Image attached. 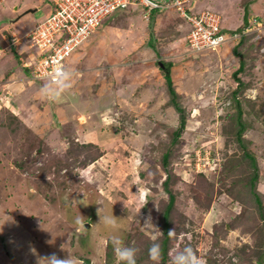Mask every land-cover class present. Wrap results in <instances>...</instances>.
I'll return each mask as SVG.
<instances>
[{"label":"rangeland","instance_id":"rangeland-1","mask_svg":"<svg viewBox=\"0 0 264 264\" xmlns=\"http://www.w3.org/2000/svg\"><path fill=\"white\" fill-rule=\"evenodd\" d=\"M25 1L0 0V25L9 24L0 27V264H47L53 253L76 264H116L113 235L138 249L137 264H153V242L159 264H172L187 245L206 264H264V0L235 47L200 53L191 51L175 8L114 12L65 60L73 76L59 102L42 95L49 81L33 75L28 40L51 1ZM226 2L185 5L237 21L251 0L236 12ZM160 61L173 66L174 102L186 116L176 138L179 112ZM163 152L167 169L157 160ZM166 220L173 237L163 231Z\"/></svg>","mask_w":264,"mask_h":264},{"label":"built area","instance_id":"built-area-1","mask_svg":"<svg viewBox=\"0 0 264 264\" xmlns=\"http://www.w3.org/2000/svg\"><path fill=\"white\" fill-rule=\"evenodd\" d=\"M51 13L36 23L29 32L30 47L34 48V76L49 81L57 68H64L69 54L78 49L102 25V21L118 9H144L148 14L175 8L190 25L187 41L192 52L216 50L225 43H237L251 31L248 23L238 29H225L220 15L203 9L190 11L187 0H50ZM144 11V12H145ZM259 21L256 26L260 27Z\"/></svg>","mask_w":264,"mask_h":264},{"label":"clouds","instance_id":"clouds-1","mask_svg":"<svg viewBox=\"0 0 264 264\" xmlns=\"http://www.w3.org/2000/svg\"><path fill=\"white\" fill-rule=\"evenodd\" d=\"M72 76L73 72L71 70L57 68L54 73V78L41 89L42 95L51 101L59 102L63 98V93L71 88ZM76 223L80 224L82 220L77 218ZM104 223L109 226H115L116 221L114 218L104 217ZM168 235L169 237H173L175 230H169ZM108 242L112 245L116 264H137L138 249L135 246L125 245L124 241L116 235L111 236ZM148 256L153 261V264H159L161 250L157 242H153L148 248ZM43 259L47 264H76V261L70 255L61 259L53 253ZM172 264H206V262L197 255L196 251L190 245H187L175 253L172 257Z\"/></svg>","mask_w":264,"mask_h":264},{"label":"trees","instance_id":"trees-1","mask_svg":"<svg viewBox=\"0 0 264 264\" xmlns=\"http://www.w3.org/2000/svg\"><path fill=\"white\" fill-rule=\"evenodd\" d=\"M120 10H124L125 11V9H118V10H116L115 11V13L117 12H119ZM126 10H129V9H126ZM166 10H159L158 12H165ZM246 11H247V7H246ZM178 13V12H177ZM179 16V15H178ZM179 17H181V16H179ZM182 18V17H181ZM244 25H246L247 23H250V24H252V22H250V21H247L246 20V17H245V19H244ZM242 29V27L240 28V29H238V30H241ZM238 44V43H237ZM236 44V45H237ZM12 48H13V46H12ZM14 49V48H13ZM14 51V53H16L17 54V52H15V50H13ZM18 55V54H17ZM166 63H164L163 61L161 62H159L158 63V67L161 69V71H163V79L165 80V83H166V85H167V88H168V91H169V93H170V95H171V98H172V101H173V104L175 105V108L178 110V112H179V118H180V122H179V125H178V127H177V129L175 130V138L177 137V136H179L180 135V133L181 132H183L184 131V129H185V124H186V116H185V114H184V112H182V108L177 104V103H175L176 101V97L178 96V93L176 92V90H175V88H174V86H173V80H172V78H171V75H170V67H171V63L170 62H168L167 64H168V66L167 65H165ZM241 71H243V63H242V60H241V64L239 65V67L237 68V70H235V79H236V81H237V88L236 89H234L233 90V92H232V94H233V96L234 97H236L237 96V94L239 93V89H240V87H241V85H242V81H241V79L240 78H238V74L241 72ZM175 101V102H174ZM238 117H240V114H238ZM157 160L160 162L159 164L161 165V166H163L165 169H167L166 168V165L169 163V161H170V158H169V155H167V152H163L162 153V155L161 156H158L157 157ZM253 160V159H252ZM254 164V163H253ZM254 166V165H253ZM255 169H257V167H256V165H255ZM253 177H256V173H254L253 174ZM168 182H170V174H168L167 173V175H166V177H165V179L163 180V182H162V184L164 185V188L165 187H167V186H165V185H167L168 184ZM166 189V188H165ZM258 193V192H257ZM174 194L170 191V193H168V201H167V203H166V208H165V210H164V217L166 218L167 216H168V211H169V209L171 208V206H172V204L174 203ZM256 199L257 200H259V198L256 196ZM166 225H168V222H167V220L165 221V225L163 226V231H164V233L165 234H168V230H167V226ZM165 253V252H164ZM109 254L107 253V255L106 256H108Z\"/></svg>","mask_w":264,"mask_h":264},{"label":"crops","instance_id":"crops-1","mask_svg":"<svg viewBox=\"0 0 264 264\" xmlns=\"http://www.w3.org/2000/svg\"><path fill=\"white\" fill-rule=\"evenodd\" d=\"M25 1V0H24ZM33 1V0H32ZM32 1L30 0V1H28V0H26L25 1V3H23L22 4V6L23 7H28L29 5H31V3H32ZM245 1L246 0H241L240 1V3L238 4L237 2L234 4L233 2L234 1H232V0H228V2H226V10L227 9H233L235 12L237 11V8H238V5L240 6V7H242L243 6V4H245ZM259 1L258 0H251V2H248V6H247V11H245V12H242V11H240L239 12V9H238V11H237V13H236V15H238V20L237 21H235L233 18H235L236 16H229L227 19L225 18H223V16H222V14L223 13H219L220 14V17H221V24H222V26H223V28H228V29H240L241 27H242V25H244V21L241 19V18H243V16L244 15H246L247 17H246V20L247 21H250V22H252L251 20H250V17H252V15H254V13L256 12L255 11V9H254V7L257 5V3H258ZM195 6H196V4H195ZM39 7L40 6H38V9H39ZM43 7V6H42ZM18 8V11H21V7H20V5L17 7ZM198 7L196 6V9H197ZM37 9V10H38ZM169 9H173V8H169ZM130 10V9H129ZM203 10V9H202ZM25 12V11H24ZM33 12V11H32ZM35 12V11H34ZM120 12V11H119ZM168 11H166V12H158V11H153V13H160V14H162V13H167ZM28 13V12H27ZM194 13V12H193ZM196 13V12H195ZM198 13V12H197ZM246 13V14H245ZM179 14V13H178ZM23 15H25V14H23ZM22 15V16H23ZM18 16V15H17ZM21 16V17H22ZM178 16V15H177ZM21 17H19V18H15L14 20H12V19H10L9 20V22H10V24H15ZM245 17V16H244ZM185 21V20H184ZM186 22V21H185ZM187 23V22H186ZM248 24V23H247ZM187 25H188V28L190 27V25L187 23ZM252 25V24H251ZM8 27L9 26V24H1L0 25V27ZM149 25L147 24V27H148ZM101 28V27H100ZM99 28V29H100ZM32 29V28H31ZM31 29H30V31H31ZM98 29V30H99ZM98 30L96 31V32H98ZM189 30V29H188ZM29 30H26V31H24L23 32V34H26L27 32H28ZM14 32V31H13ZM12 32V35H16V34H19V33H16V32H14L13 33ZM94 33V34H92L91 36L93 37V35H97V33ZM21 33V32H20ZM29 33V32H28ZM27 33V34H28ZM149 34V39L151 38V34H152V36H154L155 34H157V32L154 30V28H152V30L150 29V32L148 33ZM91 38V37H90ZM95 39V38H94ZM138 40H140V39H138ZM87 41H89V40H87ZM86 41V42H87ZM86 42H84V43H86ZM232 43V42H231ZM231 43H225V44H223L222 46H221V49H222V47L224 48H226L227 46H231L232 47V45H234V47L236 46L235 45V43H232V45H231ZM14 44V43H13ZM83 45V44H82ZM81 45V46H82ZM69 59V58H68ZM67 59V60H68ZM237 62V64H238V67H239V65L241 64V61L239 60V61H236ZM171 67H173L172 66V64H171ZM170 67V68H171ZM242 72V71H241ZM240 72V73H241ZM172 78V77H171Z\"/></svg>","mask_w":264,"mask_h":264},{"label":"water","instance_id":"water-1","mask_svg":"<svg viewBox=\"0 0 264 264\" xmlns=\"http://www.w3.org/2000/svg\"><path fill=\"white\" fill-rule=\"evenodd\" d=\"M29 11H36V9H32V10H25V12H22L21 14H18V17L17 18H19V17H21L23 14H26L27 12H29Z\"/></svg>","mask_w":264,"mask_h":264},{"label":"bare ground","instance_id":"bare-ground-1","mask_svg":"<svg viewBox=\"0 0 264 264\" xmlns=\"http://www.w3.org/2000/svg\"><path fill=\"white\" fill-rule=\"evenodd\" d=\"M108 33V32H107ZM97 44V43H96ZM95 51V50H94ZM94 53V52H93ZM99 53V52H98ZM98 53H97V57H98ZM95 54H96V52H95ZM90 55V54H89ZM100 55V54H99ZM105 55V54H104ZM104 108V107H103ZM86 109V108H85ZM84 110V109H83Z\"/></svg>","mask_w":264,"mask_h":264}]
</instances>
